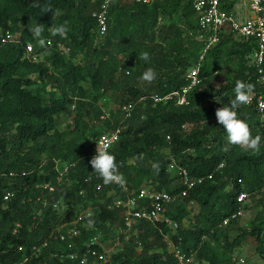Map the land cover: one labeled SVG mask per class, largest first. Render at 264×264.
<instances>
[{
  "label": "trees",
  "instance_id": "1",
  "mask_svg": "<svg viewBox=\"0 0 264 264\" xmlns=\"http://www.w3.org/2000/svg\"><path fill=\"white\" fill-rule=\"evenodd\" d=\"M193 1L155 0L148 5L137 0H114L108 33L100 38L93 12H98L105 0H0V37L8 32L14 36V30L26 28L17 43L0 48V264H80L68 255L77 252L85 256V244L93 239L97 241L91 249L97 256L91 261L105 256L97 264H177L166 250L164 237L172 231L165 223L136 220L128 231L123 209L114 206L116 198L127 199L125 188L130 192L153 189L174 197L166 216L179 225L175 240L182 238L185 249L193 252L196 260L237 264L232 253L248 237L256 239L264 260V210L248 230L236 227L243 218L223 225L240 209L237 200L243 193L249 195L246 213L264 209V123L254 104L256 99L238 104L234 110L248 124L253 137H262L259 151L228 145L216 118L218 108L232 106L237 81L251 85L249 95L258 93L256 68L249 64L258 44L228 31L199 62L207 43L197 39ZM177 14L184 17L187 35L194 42L191 48L181 28L172 25L167 29L158 22ZM37 26H42L46 41L53 43L52 47L48 45L50 54L44 62L34 60L41 48L34 34ZM58 27L65 29L63 35L53 34ZM115 41L121 46L118 53L130 60L120 77L115 64L118 59L111 49ZM30 43L35 47L32 55L27 53ZM166 44L168 56H155V52L165 50ZM143 53L148 54L147 61ZM134 63L139 69L131 78L126 72ZM199 63L203 82L188 95L189 105L149 100L138 104L131 119L124 120L121 111L118 124L107 120L106 131L123 128L111 153L126 183L98 190L102 182L99 177L88 184L87 178L98 174L90 164L94 150H85L84 140L95 131L94 147L100 135L91 121H97L103 113L88 98L85 85L105 90L117 87L124 96L122 109L144 97L182 91L188 84L184 74ZM229 63L233 71L225 84L217 85L214 74ZM148 68L155 71V79L150 82L141 79ZM38 82L56 87L58 93L35 89ZM72 115L74 126L67 132L60 131L57 120ZM135 158L138 162L130 163ZM173 159L193 178L204 179L186 197H182L184 188L179 177L169 172ZM61 163L68 164L64 175L59 170ZM63 179L73 183L61 184ZM9 193L14 197L6 201ZM64 200L68 206L59 207ZM90 206L95 210L94 217L77 222L82 208ZM193 210L198 212L196 217ZM119 228L140 234L133 236L126 254L109 255L104 244L108 236L121 240ZM74 229L81 235L72 239ZM234 231L242 232L230 241L228 234ZM63 233H67L66 241L61 239ZM151 235L161 244L151 241ZM139 244L144 248L138 257L135 250L141 247ZM209 254L212 259H208Z\"/></svg>",
  "mask_w": 264,
  "mask_h": 264
},
{
  "label": "built area",
  "instance_id": "2",
  "mask_svg": "<svg viewBox=\"0 0 264 264\" xmlns=\"http://www.w3.org/2000/svg\"><path fill=\"white\" fill-rule=\"evenodd\" d=\"M154 1L155 0H137L138 3L148 5L152 4ZM113 2L114 0H105L100 10L93 15L97 22L98 36L100 38L105 37L108 33L110 9ZM193 9L199 27L197 39L207 43L206 50L202 55V60L207 51L219 43L221 35L228 31L235 33L241 38L255 40L258 44V48L249 57V64L251 67L256 68V83L259 86V91L258 93L251 94V96H253V99H256L254 104L261 117V121L264 123V0H194ZM17 42V39L8 32L1 35L0 48ZM46 42L50 47L53 46L52 40H47ZM34 52L35 47L32 44H28V55H32ZM200 71L201 63L190 71L186 77L188 84L180 92L171 93L164 97L158 95L144 97L138 103H128L122 108L124 120L133 117L139 103H146L149 100L155 104L174 101L177 106L189 105L188 95L203 82ZM253 99H251L250 102H252ZM122 132L123 128L119 127L116 130L102 133L94 144V152L90 158L92 159L97 154L98 146L111 153L114 146L119 142ZM220 168H224V164L221 165ZM65 172H68V168ZM169 172L179 177L181 186L184 188L181 193L182 197L188 196L189 191L195 189L204 182L203 178H193L189 171L180 166L174 159L169 165ZM62 175H64V173ZM98 178V175H90L86 182L88 184H93L95 179ZM108 185L120 184L118 182H112ZM104 186L105 184L102 180V182L97 185V188L98 190H102ZM125 191L128 193L127 199L116 198L114 206L123 209L122 217L128 231L133 229L136 220H145L154 224L165 223L172 232L165 235L164 240L171 255L176 259L177 264H196V255L185 249L183 239L178 238L175 240L179 233V225L166 216L169 206L174 202V197L167 192H159L147 188H143L138 192H130L125 188ZM84 193L85 192H82L81 195ZM13 197L14 195L9 193L5 197V200L9 201ZM248 198L249 195L246 193H243L238 197L237 201L241 207L237 213L226 219L223 224L224 226L229 225L231 221L244 218L247 215L244 211V206L246 205ZM94 212L95 210L91 206L82 208L79 217L77 218V222H80L85 218H93ZM80 235L81 231L78 229L71 231L72 239L77 238ZM61 239L62 241H66L67 233H63ZM96 241L97 239H93L92 243L85 244V248L87 249L85 256H81L76 252L69 254L68 258L72 261L79 262L80 264H97V260L103 261L105 256L102 254L99 255L94 262L91 261V257L97 256L96 252L91 249ZM139 245L142 246L141 244ZM242 262L244 263V261Z\"/></svg>",
  "mask_w": 264,
  "mask_h": 264
},
{
  "label": "rangeland",
  "instance_id": "3",
  "mask_svg": "<svg viewBox=\"0 0 264 264\" xmlns=\"http://www.w3.org/2000/svg\"><path fill=\"white\" fill-rule=\"evenodd\" d=\"M93 13H95V12H93ZM162 25H166L167 29L172 25H175V26H178L179 28H181L184 32L183 33L184 41L191 48V44L194 42L187 35V31L185 29V25H186L185 20L181 14L175 15L173 18H164L162 20ZM24 31H26V28L19 27L18 30L13 31V33L15 34L14 37L16 39H21V37H23V35H24ZM33 37H34V35H33ZM37 37H38V44H37L38 48H40V47L41 48L39 50V53L37 55H34V60L44 62L45 59L48 57V54H50V50L48 49L49 47H48V44L46 42L47 38L42 36V33ZM63 37H65V36H63ZM40 40L44 41L43 45H41L39 43ZM30 44H32V43H30ZM58 44H60V43H58ZM60 45L62 47H64L63 46L64 44L61 43ZM119 46L120 45H119L118 41H115V45L112 46V48H111L113 50L114 56L118 59V61L115 62V64H117V67H118L117 68L118 69L117 77L122 76V73H123L122 68L124 67V65H126L130 61L129 59L126 58L128 56H124L123 54L118 53ZM165 47H166L165 50L155 52L154 55L155 56H157V55L163 56L164 55V57H167L168 56L167 51L169 50V45L166 44ZM78 60L80 61L81 58H79ZM201 61H202V56H201L199 62H201ZM197 65L198 64H196L193 67H191L190 69H188L186 71V73L184 74V76L187 77L188 74L190 73V71L194 67H196ZM137 69H139L138 64L134 63V65H132L131 69L126 72V75L128 77L132 78ZM231 71H233V66L230 63L224 64L222 66L221 70L216 72L213 76L215 78L216 84L217 85L225 84L226 80H227V76ZM179 72L181 73L182 69H180ZM42 88H45L49 92L58 93V90H56V87H54V86L52 87L49 84L38 82L35 85V89H42ZM85 88L88 90V98L90 100H92L93 102H95L96 105L102 110L103 115L101 116V118H99L95 122L91 121V124L94 125L95 130L99 133V135H101L103 132L108 130V126H107L106 122L109 118L112 119V124L113 123H115V124L119 123V119H120V115H121V111H122L120 106H121V102H122L123 97H124L123 93L117 87H115L114 89L105 90L104 87H94L92 84H86ZM251 99H253V96L249 95V99H248L247 104L252 103V102H250ZM203 105L208 106L209 104L205 103ZM74 111H75V109H74V107H72V112H74ZM73 126H74V115H72L70 117L62 116L57 120V128L62 132H67ZM190 130H191V128L187 129L188 132ZM94 132L95 131L88 134L87 137L85 138V140H84L85 150H89V149L93 150V143H94V140L96 139L94 136ZM241 146H242V149L247 151V152L255 151V150L249 148L247 145H241ZM166 154H168V153H166ZM136 162H138V158L132 159L130 161V163H133V164ZM67 166H68V164H62L61 163L59 170L62 173H65ZM61 181H62L61 184L62 183L63 184L64 183L65 184L73 183L71 181L70 182L66 181V179L65 180L63 179ZM67 204L68 203H65V200H64L62 203H60L59 207H63L65 205L67 207L68 206ZM262 210H264V209H261V210L256 209V210H252V211L248 212L247 215L240 221V224L236 225L238 230H240V229L248 230L251 227L252 223L255 221L256 217L258 216V213H260V211H262ZM94 214H95V212H94ZM196 214H198V212H195V210H193V214H192L193 217H196ZM124 231L125 230H123L122 228L119 230V234H122L121 240L116 239V241H114L113 236H108L107 241L104 245H105V248L108 250L109 255H112L115 253L126 254V251L132 245L131 241H132L133 236L137 233H138V235L140 234V231L136 232V233H130V232L126 233ZM241 232L242 231H237V232L234 231L232 234H228L230 241H232ZM150 240L155 242V239L152 237V235L150 237ZM156 244L160 245L161 243L157 242ZM191 247H194V245H191ZM143 248H144L143 246L137 247L135 250L137 253H135V255H137L139 257L143 251ZM221 248H220L219 252L223 253L221 251ZM258 249H259V245H258L256 239L253 237H248V239L245 241V243L242 247L234 250V252L232 253V259L237 264H264V260L261 258ZM166 250L170 253V250L168 248H166ZM220 255L222 256V254H220ZM221 256H219V257H221ZM208 259H212V254H209ZM242 261H244V263ZM196 264H211V263H209L207 259L202 260V259L198 258V260H196Z\"/></svg>",
  "mask_w": 264,
  "mask_h": 264
},
{
  "label": "clouds",
  "instance_id": "4",
  "mask_svg": "<svg viewBox=\"0 0 264 264\" xmlns=\"http://www.w3.org/2000/svg\"><path fill=\"white\" fill-rule=\"evenodd\" d=\"M42 31V26H37L34 30V34L39 36ZM65 29L58 27L53 34L63 35ZM41 45L44 44L43 40H40ZM142 58L147 61L149 56L147 53L142 54ZM141 79L144 81H152L155 79V71L152 68H148ZM235 100L232 101V106H223L216 110V118L218 124L224 129L226 133V139L228 145H247L253 150H260L262 137L260 135L252 136L248 124L238 118L237 112L234 110L238 104H245L248 102L249 93L252 91L251 85L245 84L242 81H237L235 85ZM228 148H225L227 151ZM91 167L94 173L103 180L105 185L112 182H118L121 187L124 186L126 181L122 174L118 173V164L115 156L107 150L97 148V154L90 161Z\"/></svg>",
  "mask_w": 264,
  "mask_h": 264
},
{
  "label": "crops",
  "instance_id": "5",
  "mask_svg": "<svg viewBox=\"0 0 264 264\" xmlns=\"http://www.w3.org/2000/svg\"><path fill=\"white\" fill-rule=\"evenodd\" d=\"M162 21L161 20H159V23H161Z\"/></svg>",
  "mask_w": 264,
  "mask_h": 264
}]
</instances>
